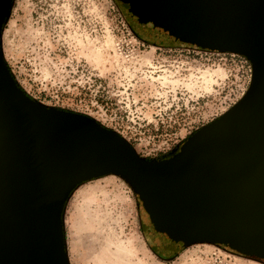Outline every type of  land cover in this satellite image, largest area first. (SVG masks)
<instances>
[{"label": "water", "instance_id": "obj_1", "mask_svg": "<svg viewBox=\"0 0 264 264\" xmlns=\"http://www.w3.org/2000/svg\"><path fill=\"white\" fill-rule=\"evenodd\" d=\"M14 1L0 0V264H70L66 204L81 183L109 174L127 181L154 231L175 243L264 260V0H119L167 40L252 65L243 97L162 158L19 84L2 42Z\"/></svg>", "mask_w": 264, "mask_h": 264}, {"label": "rangeland", "instance_id": "obj_2", "mask_svg": "<svg viewBox=\"0 0 264 264\" xmlns=\"http://www.w3.org/2000/svg\"><path fill=\"white\" fill-rule=\"evenodd\" d=\"M129 22L138 24L115 0H15L4 56L34 98L95 117L141 156L166 157L243 97L252 65L230 52L149 45ZM64 224L70 264L127 254L136 264H264L210 243L180 246L160 258L151 245L159 247L163 235L154 233L134 190L114 174L81 183L66 204Z\"/></svg>", "mask_w": 264, "mask_h": 264}, {"label": "flooded vegetation", "instance_id": "obj_3", "mask_svg": "<svg viewBox=\"0 0 264 264\" xmlns=\"http://www.w3.org/2000/svg\"><path fill=\"white\" fill-rule=\"evenodd\" d=\"M124 6V5H123ZM145 25H142L140 23H138L136 26H134L136 32L138 33V35L140 36V38L148 43L149 45H154V46H167V45H174L178 42L176 41H172V40H167L166 38L161 39L160 35H157L153 30H151L150 33H148V35H144L139 28H143ZM155 234H160L161 236L163 235L164 240L163 242H161L159 247L154 246V250H155V254H157V256H159L160 258H169L170 254L175 253L179 247L181 245L175 243L174 241H172L171 239H169L168 237H166L164 234L158 233L156 231H154ZM229 250L236 252L230 248H228ZM237 253V252H236ZM252 258H256L254 256H249ZM257 259V258H256Z\"/></svg>", "mask_w": 264, "mask_h": 264}, {"label": "bare ground", "instance_id": "obj_4", "mask_svg": "<svg viewBox=\"0 0 264 264\" xmlns=\"http://www.w3.org/2000/svg\"><path fill=\"white\" fill-rule=\"evenodd\" d=\"M127 256H130V255L127 254L126 257H125V259L119 257V260L113 259L111 261H106L105 258H98L97 261H100L102 264H136V263H138V261L137 262L136 261L133 262L132 260H129ZM139 264H143V262L140 261Z\"/></svg>", "mask_w": 264, "mask_h": 264}, {"label": "trees", "instance_id": "obj_5", "mask_svg": "<svg viewBox=\"0 0 264 264\" xmlns=\"http://www.w3.org/2000/svg\"><path fill=\"white\" fill-rule=\"evenodd\" d=\"M115 2L120 3L119 0H115ZM136 21H137V20H136ZM129 24H130V26L133 28V30L136 32L134 26H133L130 22H129ZM5 25H6V24H5ZM4 27H5V26H4ZM136 34H137V32H136ZM137 35H138V34H137ZM222 246H223V245H222ZM151 249L154 251V253H156L155 250H154V246H153V245H151ZM259 260L264 262V260H261V259H259Z\"/></svg>", "mask_w": 264, "mask_h": 264}, {"label": "built area", "instance_id": "obj_6", "mask_svg": "<svg viewBox=\"0 0 264 264\" xmlns=\"http://www.w3.org/2000/svg\"><path fill=\"white\" fill-rule=\"evenodd\" d=\"M194 49H196V48H194ZM200 50H204V49H200ZM206 51V50H205Z\"/></svg>", "mask_w": 264, "mask_h": 264}]
</instances>
